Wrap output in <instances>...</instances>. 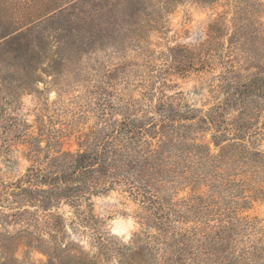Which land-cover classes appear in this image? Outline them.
<instances>
[{
	"label": "trees",
	"instance_id": "obj_1",
	"mask_svg": "<svg viewBox=\"0 0 264 264\" xmlns=\"http://www.w3.org/2000/svg\"><path fill=\"white\" fill-rule=\"evenodd\" d=\"M178 1L0 0V49L8 51L0 52V157L24 144L29 162L18 177L0 178V264H10L11 249L21 244L45 255L46 264H95L79 251L85 231L98 257L122 259L125 245L93 213L94 197L113 190L138 205L144 264H264V228L241 215L244 190L264 194V151L256 146L264 138V75L238 70L258 56L203 52L216 36L211 29L201 47H169L157 54L160 62L147 63L146 26ZM255 2L264 9L263 0ZM239 9L236 18L255 15ZM258 33L232 44L251 42L262 51ZM128 38L140 49L135 56L120 50ZM105 46L114 52H93ZM45 61L59 106L73 97L71 124L63 114L59 122L49 116L46 101L37 106L35 126L10 113L21 93L36 91L33 78ZM219 64L215 91L225 97L208 110L169 93L170 75ZM232 108L237 114L226 117ZM90 118L82 144L65 149L75 124ZM207 131L210 140L200 136Z\"/></svg>",
	"mask_w": 264,
	"mask_h": 264
},
{
	"label": "rangeland",
	"instance_id": "obj_2",
	"mask_svg": "<svg viewBox=\"0 0 264 264\" xmlns=\"http://www.w3.org/2000/svg\"><path fill=\"white\" fill-rule=\"evenodd\" d=\"M165 0H143L144 6L150 4L156 7H161ZM264 1V0H263ZM255 0H216L212 3H205L199 0H179L167 12L162 14V18L153 26L147 25L145 30L144 40H147L145 52L150 56L146 58L142 55V59L160 62L156 58L160 52H165L169 47L184 46L190 48H198L203 45L209 38L211 29L216 31V36L212 40V45L208 51L216 53L217 57L236 54L243 55L244 52L256 54L257 59L249 61L238 70H242L244 74L259 73L264 75V49L260 51L252 49V43L242 44L235 42L236 38L258 29L264 35V9L258 6ZM239 8H244V14L253 9L255 15L245 18H236L241 15ZM143 20V16L140 18ZM145 22V21H143ZM1 25V23H0ZM215 25V26H213ZM212 27V28H211ZM247 31V32H246ZM237 33V34H236ZM239 33V34H238ZM258 33V34H260ZM255 36V35H254ZM145 45V43H144ZM111 47H103L93 52H102L108 54L114 52ZM120 50L126 52L130 56H135L140 49L135 45L130 44V39H127L125 46H120ZM207 50V48H206ZM0 52H8L6 46L0 49ZM231 52V53H230ZM94 54H91L93 56ZM89 56H84V61H89ZM225 58H227L225 56ZM250 60V59H249ZM11 64L13 61H9ZM47 61L38 65L35 76L33 78V89L31 91L20 94L16 106L10 110L11 114L16 115L23 122L35 126V118L37 106L40 102L46 101L48 104L47 114L52 116L56 122H59L58 114H63L62 119L71 121L74 120L71 110L73 106V97L65 96L62 107L56 101L58 98V87L53 84L54 73L47 70ZM222 65H218L215 69H203L201 71H191L186 75L172 74L169 78V83L172 87L169 93L181 92V97L188 105L199 108L200 110H208L216 105L219 100H222L225 95L223 92L215 91L217 76L222 71ZM78 94L77 90L74 95ZM137 94V92H134ZM2 97V96H1ZM56 102V104H54ZM64 110V113L58 112ZM237 114L235 108L226 111L225 116H234ZM264 114V111H263ZM264 120L261 117V123ZM94 118L85 121H78L71 133L65 138L63 147L65 149L75 150L82 144L80 132L87 130L91 126ZM36 129L34 128V131ZM210 140L212 131L200 133V136ZM256 146L264 151V138L258 140ZM26 146L24 144L14 145L12 150L4 153L0 157V178L3 180H12L22 174L29 162L26 157ZM213 152H218L212 144ZM264 186V185H262ZM190 190L183 191L181 195L187 194ZM243 197L247 200L245 207L241 209V215L247 216L254 221L256 228H264V194L259 191L246 189L243 191ZM93 213L100 219L103 228L110 232V235L121 245H125L124 250L126 256L119 259L114 253H109V261H105L98 257L99 248L92 241L88 232H84L80 237L81 256L86 262L94 261L95 264H144L142 258L147 254L145 236L142 234V227L138 222L137 210L138 205L132 201L127 194L120 190H113L109 193L94 197ZM11 232H15V228H10ZM76 238L78 237L75 235ZM10 256L14 257L10 264H46L48 258L42 253L24 246L21 244L17 249L13 247L10 251Z\"/></svg>",
	"mask_w": 264,
	"mask_h": 264
}]
</instances>
